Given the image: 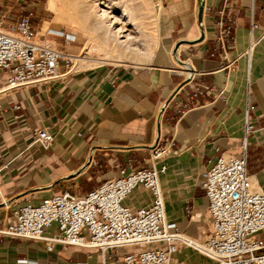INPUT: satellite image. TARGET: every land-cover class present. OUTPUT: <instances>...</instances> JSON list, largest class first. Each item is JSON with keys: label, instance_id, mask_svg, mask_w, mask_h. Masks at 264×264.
<instances>
[{"label": "crops", "instance_id": "0c3cea01", "mask_svg": "<svg viewBox=\"0 0 264 264\" xmlns=\"http://www.w3.org/2000/svg\"><path fill=\"white\" fill-rule=\"evenodd\" d=\"M153 1L157 35L168 29L170 48L180 44L176 57L182 63L173 58L177 66L61 69L47 83L0 91V264H122L125 247L47 249L42 240L1 229L25 203L36 205L55 192H87L128 161L150 166L152 146L166 148L155 164L164 167L159 180L167 218L185 233L200 231L206 203L200 178L220 153L238 151L246 112L254 125L244 152L246 170L264 191V0H203L200 19L195 0L194 24L178 5L168 12L181 16L165 23L160 0ZM40 2L0 0V22L31 13L30 27L38 31L51 16L46 1ZM221 19L228 27L224 49L218 40ZM49 20L52 28L73 33ZM48 36L46 42L67 53L77 50L75 35L68 42ZM39 127L51 136L46 146L33 141ZM150 198L138 186L124 203L139 207ZM56 232L55 223L46 229L48 235ZM256 236L264 241V230ZM177 251L187 263L201 258L188 246Z\"/></svg>", "mask_w": 264, "mask_h": 264}, {"label": "built area", "instance_id": "2783aa9c", "mask_svg": "<svg viewBox=\"0 0 264 264\" xmlns=\"http://www.w3.org/2000/svg\"><path fill=\"white\" fill-rule=\"evenodd\" d=\"M30 17L27 13L0 27V91L47 83L73 65L72 54L36 38ZM218 28L224 49L228 27L221 19ZM47 34L63 35L64 42L74 38L54 29H47ZM253 130L246 112L238 151L220 153L200 178L209 224L206 232L185 233L167 218L159 180L164 167L155 164L166 148L155 146L150 166H133L128 161L87 192H55L36 205L25 203L12 212L13 221L1 232L42 240L47 249L54 244L95 250L125 247L122 264H180L172 259L180 245L210 258L212 264H264V241L256 236L264 230V191L251 181L244 157L247 136ZM50 140L45 127L34 130V142L46 146ZM138 186L150 192V200L139 207L125 204L124 199ZM184 211L191 213L192 208L185 206ZM52 223L57 232L48 235L46 229Z\"/></svg>", "mask_w": 264, "mask_h": 264}, {"label": "rangeland", "instance_id": "374dc122", "mask_svg": "<svg viewBox=\"0 0 264 264\" xmlns=\"http://www.w3.org/2000/svg\"><path fill=\"white\" fill-rule=\"evenodd\" d=\"M45 1L47 3V0H41L40 4L45 3ZM86 1H87V6L90 9V12L93 13V2L91 0H86ZM57 2H59V3H57ZM73 2H74V0H56V5H58L59 7L62 6L65 9L66 8L70 9L69 12H71ZM160 3L162 6V9L164 10V21H165V23H169L170 20H173L174 18L181 16V15L178 16L174 13L168 12V8L171 5H178V6L184 7L185 11L187 13H189L191 16L190 22L192 24L195 23V15L193 13V9L195 7V0H160ZM120 5H122L123 7L125 6L129 11H132L133 14L136 15V17H138L137 19H139V22L141 24L140 34H142L138 38V41L141 44V45L138 44V46L140 45L139 47H140V49L142 48L141 49L142 52L143 51L147 52V53H145L147 55V59H145V58L141 59L142 57H144V55H140V54H142V52L140 51V49H138V50H135V51L129 53V55L131 54V56L128 55V58L131 57V59L119 57L118 58L119 60H115V61L103 59L102 62H94V63L93 62H84V63H82V65L81 64L76 65V61L74 60L75 63H73V65H74L73 68H81L80 71H82V70H107V69L115 67V66L116 67H118V66L143 67V66H149L152 64H163V63H167V62L169 64L177 66L174 63L173 54L175 53L176 55H178V46L180 44L178 43L177 47L172 52L173 47L170 48V39L173 38V34L172 33L170 34L168 29H164L161 31L160 36L157 35V33H156V22L155 21H157L156 17L158 16V10H157V7H156L154 1L153 0H120ZM186 5H189V8H188V6L186 7ZM146 9H148V10H146ZM11 10H13V9L11 8ZM154 16H155V18H154ZM67 17H68L67 14H62V13L60 14V12L58 14V13L53 12L51 10V16H49V18L45 22H42V25H41L42 27L40 26L38 31L36 30L37 31V38L45 41V39H47L49 37L48 35H55V34H47V29H54L51 27L52 22L50 23V20H49L52 18L53 21H57L60 24H62L64 27L71 30L73 32L71 35L76 36V40H77L76 43H77L78 47H77V50L73 54H75L76 56H80V55H84L85 52H87L92 57L93 56L94 57H102L103 51L101 49L96 50L97 47H92V48L88 47L92 43L90 41L91 43L89 44V38L87 36L88 34H86V33H88V31L84 30V27H82L80 23L73 21V20H69ZM13 21H15V20H13V18H8V20L6 22H1L0 27H5L7 23H11ZM154 22H155V24H154ZM82 25H85V24H82ZM43 26L45 28L47 26V29L46 30H45V28L43 29ZM142 26H143V29H142ZM44 30H45V32H44ZM54 30L63 32L62 29H60V30L54 29ZM142 30H143V33H142ZM41 31L44 32L43 36H42L43 32L41 34H39V32H41ZM68 34H70V33H68ZM55 36L62 37V39L64 41L63 35H55ZM50 44H53V42H50ZM57 47L61 48L58 45H57ZM143 47H144V49H143ZM138 52H140V54ZM138 57H141L140 58L141 60L145 59V61H141ZM113 58H117L115 53H113ZM138 60H140V61H138ZM72 66H71V68H72ZM114 171H115V169H114ZM77 190L79 191V189H77ZM208 225L209 224H208L207 213H206V210H204L203 220L201 221V227L199 230L206 232L208 229ZM172 259L174 261L180 262V264H212V260L208 257L203 256V255H201L200 259H196L194 261L192 260V261H190V263H187L183 260L178 259V251H176L172 254Z\"/></svg>", "mask_w": 264, "mask_h": 264}, {"label": "bare ground", "instance_id": "6f19581e", "mask_svg": "<svg viewBox=\"0 0 264 264\" xmlns=\"http://www.w3.org/2000/svg\"><path fill=\"white\" fill-rule=\"evenodd\" d=\"M91 1L93 2V13L90 12L86 0H74L73 6L71 8L72 9L71 12H69L70 9L67 8L65 9L62 6L59 7L58 5H56V0H47L46 3V6L50 10L58 14L59 12L60 14L61 13L67 14L68 15L67 18L69 20H73L80 23L81 26L84 27V30L88 31V33L86 34H88L87 36L89 38V44L92 42L91 45L88 46L89 48L97 47L98 49L96 48V50L101 49L103 51L102 57H94V56L92 57L87 52H85L84 55H80V56H76L72 54L71 58L73 60V63H75L76 61V65L77 64L82 65V63L84 62H93V63L102 62L103 59L115 61V60H119L118 59L119 57L128 58L130 52L140 49L139 46L141 44L139 43L138 38L142 35L140 34L141 24L139 22V19H137L138 17H136V15L133 14L132 11H129L125 6L123 7L122 5H120V0H91ZM202 6H203V0H197L198 19H200L201 16ZM47 26L46 28L43 27V29L45 28L46 30ZM36 38H37V33H36ZM138 44L140 45L138 46ZM113 53L116 54L117 58H113ZM138 53L140 54V52ZM145 53L147 52L143 51L142 54L140 55H144V57L142 58L138 57V58L147 59V55ZM129 56H131V54ZM173 58L175 61L182 63L176 57L175 53L173 54ZM128 59H131V57H129ZM145 59L141 61H145ZM73 67L74 65L72 66L71 69H74ZM189 75L190 73L187 74V76Z\"/></svg>", "mask_w": 264, "mask_h": 264}]
</instances>
